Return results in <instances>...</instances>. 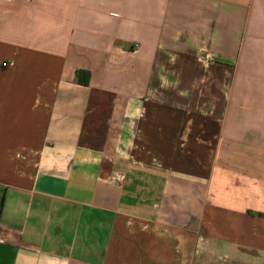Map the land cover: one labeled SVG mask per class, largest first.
Returning <instances> with one entry per match:
<instances>
[{"label": "crops", "instance_id": "1", "mask_svg": "<svg viewBox=\"0 0 264 264\" xmlns=\"http://www.w3.org/2000/svg\"><path fill=\"white\" fill-rule=\"evenodd\" d=\"M0 233V264H264V0H0Z\"/></svg>", "mask_w": 264, "mask_h": 264}, {"label": "built area", "instance_id": "2", "mask_svg": "<svg viewBox=\"0 0 264 264\" xmlns=\"http://www.w3.org/2000/svg\"><path fill=\"white\" fill-rule=\"evenodd\" d=\"M7 63H4L3 66H7ZM0 243H5V239L2 238L1 233H0Z\"/></svg>", "mask_w": 264, "mask_h": 264}, {"label": "trees", "instance_id": "3", "mask_svg": "<svg viewBox=\"0 0 264 264\" xmlns=\"http://www.w3.org/2000/svg\"><path fill=\"white\" fill-rule=\"evenodd\" d=\"M84 72V71H83ZM82 71L79 73V75L81 74V73H83Z\"/></svg>", "mask_w": 264, "mask_h": 264}]
</instances>
